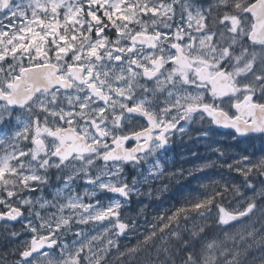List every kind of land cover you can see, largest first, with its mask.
<instances>
[{
    "label": "snow or ice",
    "instance_id": "obj_1",
    "mask_svg": "<svg viewBox=\"0 0 264 264\" xmlns=\"http://www.w3.org/2000/svg\"><path fill=\"white\" fill-rule=\"evenodd\" d=\"M0 264H264V0H0Z\"/></svg>",
    "mask_w": 264,
    "mask_h": 264
},
{
    "label": "rangeland",
    "instance_id": "obj_2",
    "mask_svg": "<svg viewBox=\"0 0 264 264\" xmlns=\"http://www.w3.org/2000/svg\"><path fill=\"white\" fill-rule=\"evenodd\" d=\"M180 191H182V189H178L174 193H170V192L165 193L164 196L161 198V199L165 200L164 206H167V201L169 199L174 201L179 196ZM145 203H150L152 205V207L148 210L149 212H154L157 208L161 207V204L158 201L145 200ZM135 207H136V204L133 203V208H135Z\"/></svg>",
    "mask_w": 264,
    "mask_h": 264
},
{
    "label": "flooded vegetation",
    "instance_id": "obj_3",
    "mask_svg": "<svg viewBox=\"0 0 264 264\" xmlns=\"http://www.w3.org/2000/svg\"><path fill=\"white\" fill-rule=\"evenodd\" d=\"M180 151H181V148L179 147V145H177V146L175 147V149H174V152H175L176 154H179Z\"/></svg>",
    "mask_w": 264,
    "mask_h": 264
},
{
    "label": "trees",
    "instance_id": "obj_4",
    "mask_svg": "<svg viewBox=\"0 0 264 264\" xmlns=\"http://www.w3.org/2000/svg\"><path fill=\"white\" fill-rule=\"evenodd\" d=\"M178 189H173L172 191H170V193H174L175 191H177Z\"/></svg>",
    "mask_w": 264,
    "mask_h": 264
}]
</instances>
